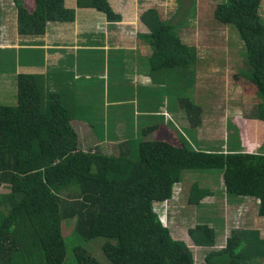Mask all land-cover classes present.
<instances>
[{
	"label": "trees",
	"instance_id": "trees-1",
	"mask_svg": "<svg viewBox=\"0 0 264 264\" xmlns=\"http://www.w3.org/2000/svg\"><path fill=\"white\" fill-rule=\"evenodd\" d=\"M260 5L261 0H224L214 11L219 24L234 28L243 42L244 66L238 76L255 84L261 99L253 116L244 115L233 124L241 140L232 145L239 152L199 149V139L187 136L193 137L192 131H181L173 121L155 124L141 135L155 141L131 143L118 155L98 148L84 152L70 124L73 109L58 94H50L47 101L31 76L19 75L17 104L0 101V187H9L0 194V264H66L62 226L69 219H76L73 235L84 243L104 240L108 264H196L190 247L173 239L163 225L156 205L175 203L176 186L188 182L189 175L210 170L220 172L227 195L258 200V215L264 217V141L256 147L244 128L246 119L264 123ZM15 6L21 35H43L49 22L73 23L77 17V9L66 0H16ZM77 6L105 14L111 24L122 20L108 0H77ZM142 20L150 29L140 37L153 51L151 73L163 79L153 93L170 96L193 126H199L202 108L188 96L192 81L184 80L183 88L178 84L197 62L195 48L183 43L178 26L162 20L156 9L146 10ZM174 131L177 141L170 137ZM214 194L194 182L188 203L198 206ZM201 229L193 233L197 245L213 244V230ZM73 256L77 264H105L80 247ZM204 259L207 264H264V239L255 230H233L225 247L211 250Z\"/></svg>",
	"mask_w": 264,
	"mask_h": 264
},
{
	"label": "rangeland",
	"instance_id": "rangeland-1",
	"mask_svg": "<svg viewBox=\"0 0 264 264\" xmlns=\"http://www.w3.org/2000/svg\"><path fill=\"white\" fill-rule=\"evenodd\" d=\"M15 1L0 0V13L4 12L7 16L12 17L17 11ZM23 1L29 3V0ZM223 1L121 0L120 7L130 8V11L123 12L126 15L120 14L122 16L120 23H125L126 20V22H129L128 25L120 26L121 33L119 35L126 38L123 42H118L123 40L120 39V36L108 32V22V24L104 22L102 26H95L93 22L88 21L87 28L96 30L97 35L101 36L97 39V44L105 39L107 42L117 41L116 43H119L122 47L128 44L134 45L131 52L133 58L128 60V66L134 67V65L140 64L139 59L146 57L145 61L143 59L142 61L146 64L148 71L150 63H148L147 57H150L153 51H147V48L145 51L142 42L139 41L140 38H137L140 33H150L142 20V14L153 8L157 10L162 20H171L175 23L179 28L176 32L183 43L195 48L197 56V62L191 71H188L187 77L180 80L182 83H178L179 88H183L181 85H184V80H186L185 83H187V80L192 81L188 96L195 105L201 106L203 113L201 119L204 121V125L202 127H200L201 125L193 126L192 120L185 109H181L178 104L176 108L170 100L166 104V110L176 109L179 114L185 111L188 116L184 114L182 120L180 118L178 121L177 119L172 120L177 127L179 125L181 127L188 126L193 133L192 140H198L196 132L199 130L200 138H206L209 142L215 140L217 146H223L225 143L231 146L239 140V133L236 132L235 125L229 124V122L244 117V115L253 116L256 106L261 103V99L256 94L255 84L242 78V76H238V68L244 66L242 60L243 42L234 28L221 25L215 19L214 11L217 5ZM116 2L120 1L117 0ZM259 13L264 22V0H261ZM124 18L126 20H123ZM12 24L14 25V22ZM92 38L94 37L92 36ZM90 42L94 43V39ZM132 73L135 74L136 72ZM161 86H158V88ZM154 89L156 90V85ZM86 117V115H83L82 118L88 121ZM187 119H189L190 124L185 126L184 122ZM73 124L71 123L78 137V148L84 152L93 151L97 147L98 149L102 148L104 154L118 155L120 149L126 148L127 143L122 138H118L114 143L108 142L106 139L102 141L92 136L94 134L93 130L86 124L82 122ZM181 131L183 130L181 129ZM177 134L178 132L174 131L170 137L177 141ZM151 140L155 141V139ZM169 141L171 142V140ZM186 180L188 182L174 188V193H176L175 203L162 206L156 205V208H160L157 212L163 225L171 231L173 239L185 242L193 251L196 264H207L204 259L205 255L211 250L218 251L225 247L226 239L231 236L233 230H255L264 239V217L258 215V200L245 199L237 201L235 196L227 195L223 177L219 171L200 172L187 176ZM194 182L200 183L203 188L212 189L215 193L214 196L207 197L198 206L190 205L188 198ZM7 192H9L8 186L0 187V194ZM75 227L76 219L66 220L62 226L69 252L66 264H77L73 251L78 247L86 250L91 257L99 262L108 264L102 252L104 240L96 239L84 243L76 235H73ZM202 227L213 230L215 234L213 244L207 242L203 245H197L193 233L203 232Z\"/></svg>",
	"mask_w": 264,
	"mask_h": 264
},
{
	"label": "crops",
	"instance_id": "crops-1",
	"mask_svg": "<svg viewBox=\"0 0 264 264\" xmlns=\"http://www.w3.org/2000/svg\"><path fill=\"white\" fill-rule=\"evenodd\" d=\"M108 1L118 14L126 15L123 12L130 11V8L119 6L121 0L120 2ZM66 5L77 9L75 22H49L48 31L43 35L19 34L17 11L12 17L10 15L8 17L4 12L0 13L1 102L8 101L9 105H16L17 77L29 75L34 81V86L41 91L47 101L50 94H58L63 105L71 111L73 109L70 124L81 122L86 124L93 130L92 136L102 141L106 139L114 143L118 138H122L127 143L126 148L130 147L131 143L134 145L138 141L147 142L155 139L154 136H141L153 125L161 126L164 123L171 124L172 119L177 121L179 118L183 119L184 114L186 115L185 111L179 114L176 109L166 110L168 100L177 108L178 103L174 99L165 95L162 98L156 97L158 93H153L154 86L158 87L162 83L159 81L160 84H158L157 81L160 78L156 79L151 73V55L147 57L150 63L148 71L146 64L142 61V59L145 61L146 57H141L142 59L136 57L140 64L134 67L128 66V60L133 58L131 52L134 45L128 44L122 47L116 43L117 41L107 42L105 39L97 44V39L101 36L97 35L96 30L87 28L88 21L93 22L95 26H102L104 22L108 24L105 14L95 9L78 8L77 0H66ZM126 21L108 25L109 33L123 39L118 42L126 39L123 35H119L120 26L129 24ZM145 26L150 32L149 27L146 24ZM140 34L137 38H140L139 41L142 42L145 51L146 48L147 51L152 50ZM93 39L94 43L90 42ZM178 106L183 108L179 104ZM83 115L87 116L88 121L82 118ZM162 115L166 118L157 120ZM235 121L236 119L229 124H234ZM244 122L247 140L257 144L256 147H260L264 141V123L253 119H246ZM184 123L185 126L190 124L189 119ZM198 125L202 127L204 121ZM179 128L184 132L187 129L190 130L188 126L179 125ZM198 132L199 130L196 132V137L201 142V147L197 145L199 149L225 154L239 152L233 145L228 146L225 143L223 146H217L215 140L209 142L206 138H200ZM187 136L192 141L193 137L189 133ZM239 140H241L240 136ZM242 147L245 151L243 142ZM96 149L97 147L93 150ZM101 151L103 152L102 148ZM245 199L237 197V201Z\"/></svg>",
	"mask_w": 264,
	"mask_h": 264
}]
</instances>
